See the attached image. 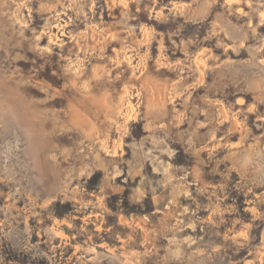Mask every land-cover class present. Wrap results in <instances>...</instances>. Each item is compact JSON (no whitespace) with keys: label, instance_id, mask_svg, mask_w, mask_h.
<instances>
[{"label":"rangeland","instance_id":"obj_1","mask_svg":"<svg viewBox=\"0 0 264 264\" xmlns=\"http://www.w3.org/2000/svg\"><path fill=\"white\" fill-rule=\"evenodd\" d=\"M0 264H264V0H0Z\"/></svg>","mask_w":264,"mask_h":264}]
</instances>
